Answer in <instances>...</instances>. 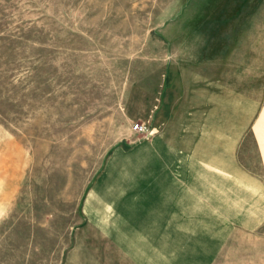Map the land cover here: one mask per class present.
<instances>
[{
  "label": "rangeland",
  "instance_id": "obj_1",
  "mask_svg": "<svg viewBox=\"0 0 264 264\" xmlns=\"http://www.w3.org/2000/svg\"><path fill=\"white\" fill-rule=\"evenodd\" d=\"M192 32L256 69L264 140V0H0V264H65L80 239L101 240L84 196L115 148L145 136L144 92L191 58ZM254 149L248 136L239 160L259 171Z\"/></svg>",
  "mask_w": 264,
  "mask_h": 264
},
{
  "label": "crops",
  "instance_id": "obj_2",
  "mask_svg": "<svg viewBox=\"0 0 264 264\" xmlns=\"http://www.w3.org/2000/svg\"><path fill=\"white\" fill-rule=\"evenodd\" d=\"M199 34L144 92L154 132L115 148L84 196L86 232L101 240L80 239L65 264H264V164L239 160L248 136L264 158L245 80L256 69Z\"/></svg>",
  "mask_w": 264,
  "mask_h": 264
},
{
  "label": "built area",
  "instance_id": "obj_3",
  "mask_svg": "<svg viewBox=\"0 0 264 264\" xmlns=\"http://www.w3.org/2000/svg\"><path fill=\"white\" fill-rule=\"evenodd\" d=\"M133 129L136 132H140V133L145 134V135L152 133V130L149 128V126L142 124V123H135L133 126Z\"/></svg>",
  "mask_w": 264,
  "mask_h": 264
}]
</instances>
